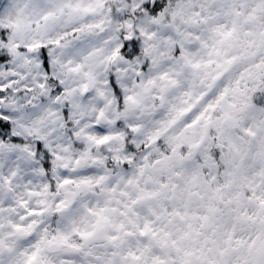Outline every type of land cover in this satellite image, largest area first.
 Here are the masks:
<instances>
[{
    "label": "snow or ice",
    "instance_id": "snow-or-ice-1",
    "mask_svg": "<svg viewBox=\"0 0 264 264\" xmlns=\"http://www.w3.org/2000/svg\"><path fill=\"white\" fill-rule=\"evenodd\" d=\"M0 264H264V0H0Z\"/></svg>",
    "mask_w": 264,
    "mask_h": 264
}]
</instances>
